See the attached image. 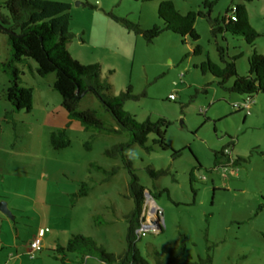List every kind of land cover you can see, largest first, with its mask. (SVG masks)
<instances>
[{
    "label": "rangeland",
    "instance_id": "rangeland-1",
    "mask_svg": "<svg viewBox=\"0 0 264 264\" xmlns=\"http://www.w3.org/2000/svg\"><path fill=\"white\" fill-rule=\"evenodd\" d=\"M7 1L0 0V13L8 16ZM55 1L72 5L73 38L68 46L72 55L83 64L102 66V77L112 85L110 95H120L133 86L138 98L129 100L125 110L139 122L164 120L162 128L170 148L157 142L155 132L145 146L129 145V135H100L97 129L86 132L76 121L68 136L71 146L55 149L52 136L67 128L70 119L63 97L54 87L57 74L39 75L34 59L18 64L23 85L34 89V109L14 111L7 98L11 77L3 66L12 48L8 36L0 32V188L18 191L10 195L18 210L10 208L13 215L32 217L40 212L53 225L82 230L110 253H127L130 217L137 209L128 160L146 187L150 204L161 212L163 230L150 231L137 242L152 264L159 260L155 251L182 245L184 258L194 262L264 264V94L254 95L253 113L247 115L235 107L247 95L231 89L234 79L222 84L200 67L209 59L226 66L223 49L226 61L235 62L241 76L250 74L254 50L246 38L215 28L224 26L229 9L246 4L261 35L256 49L264 54V0H170L183 14L205 13L196 24L201 37L196 41L165 31L152 43L117 18L143 29L165 27L159 8L168 0ZM207 1L214 3L212 9ZM197 47L201 53L195 52ZM81 108L95 109L104 121L113 122L92 92ZM7 112H13L10 119ZM117 142L125 148L118 157H109L106 151ZM226 149L236 159L233 170L223 169L228 160ZM113 169H117L115 175L105 172ZM152 171L165 174L156 178ZM83 182L90 183L94 191L73 206L72 194ZM23 221L16 220L21 244L32 236ZM16 238L17 230L13 233ZM74 255L81 261L85 258ZM37 258L38 253L29 260Z\"/></svg>",
    "mask_w": 264,
    "mask_h": 264
},
{
    "label": "trees",
    "instance_id": "trees-1",
    "mask_svg": "<svg viewBox=\"0 0 264 264\" xmlns=\"http://www.w3.org/2000/svg\"><path fill=\"white\" fill-rule=\"evenodd\" d=\"M207 5L212 9L214 3L207 1ZM5 7L10 15L0 13V32L8 36L12 48V55L3 66L11 77L7 98L13 104L14 111L32 112L34 109V89L23 85L18 66V64L27 62L28 59H34L39 65L37 68L39 75L47 77L53 73L57 74L54 87L63 96V106L68 111L71 121H80L88 131L97 129L100 133L110 135H129V145L145 146L149 135L155 132L159 135L157 142L166 149L170 148L165 138L166 130L162 128L165 124L164 120L157 123L150 120L139 122L135 116L125 110V105L129 100L138 98L134 94L133 86L120 95H110L112 85L102 77V66L99 63L83 64L72 55L68 47L73 38L72 5L70 3L55 0H8ZM159 14L166 23L165 27L156 25L151 29H143L139 24L130 20L117 19L124 22L130 31L143 35L151 43L165 31L191 36L196 41L200 39L196 24L199 17L205 16L203 11H190L183 14L173 1L168 0L161 3ZM234 15L237 17L236 20H234ZM217 30L246 38L254 50L250 56V74L241 76L236 63L226 61L223 49H221V55L226 66L223 67L209 59L201 64L202 71L205 74H213L221 80L222 84L234 79V85L231 88L234 92L244 95L264 94V54L256 49L257 40L261 35L251 22L248 6L238 4L229 9L224 18V26L215 28V31ZM195 52L201 53V47H197ZM91 92L100 99L106 111L112 115L114 123L104 121L95 109L83 110L81 108L84 98ZM12 114L13 112H7L6 118L10 119ZM69 127L70 125L58 134H53L52 145L55 149L71 146L67 133ZM2 129L3 126L0 123V131ZM123 148H125L123 144L116 145L108 149L106 154L116 158ZM126 163L133 175L130 186L131 195L137 203V209L130 217L129 251L120 255L110 253L93 237L78 234L74 235L66 246L57 249L59 261L66 263L74 254H77V256H95L108 264H152L137 246L138 239H140L137 230L142 225L147 203V189L140 184L128 160ZM105 172L115 175L117 169ZM164 174V171H152V175L156 178ZM91 189L90 183L83 182L79 192L73 196L74 204L80 198L87 196ZM185 253L186 248L183 245L178 248L163 247L161 251H155L159 259L157 264H204L203 260L194 262L185 259Z\"/></svg>",
    "mask_w": 264,
    "mask_h": 264
},
{
    "label": "crops",
    "instance_id": "crops-1",
    "mask_svg": "<svg viewBox=\"0 0 264 264\" xmlns=\"http://www.w3.org/2000/svg\"><path fill=\"white\" fill-rule=\"evenodd\" d=\"M26 63L27 62H25V64ZM74 124H76V121H71L69 119L68 125H70V127L68 128L69 130L67 132L68 136H70L69 132L74 126ZM85 130L86 132H91V131H88L86 128ZM98 134L101 135V133H98ZM120 143L117 142L115 143V145H118ZM92 164H90L89 167ZM11 189H12L11 190L12 192L6 187L0 188V205L2 202L8 201L7 204H8L9 209L11 208L15 210L16 205L13 202L12 196L18 194V191L16 190L15 187ZM93 191H94V187L93 189L90 190L89 194L85 197H89ZM78 192H75L72 194V201H73L74 194ZM5 199L7 201H5ZM78 201L75 204L73 202L72 203L73 206H75L78 203ZM16 213H18V210L16 211ZM49 213L51 214V217H52L53 216L52 211H49ZM23 216L20 217L19 215L17 216L15 215L14 217H11L8 214H6L2 209H0V264H65L57 259V256L59 255V253H57V249L59 247L66 246L69 240L74 235L83 234L84 232L82 230H76V227H71L68 225L66 226H64L63 224L53 225L51 224V222L46 221V219L44 218L45 216L43 215V213H40V212H36V215H33L32 217L27 216L26 214H23ZM23 219H25L29 224H26V221L25 220L23 221ZM16 220H19V221L22 220L25 223L24 225L26 226L28 225V227H30L31 229L30 233L32 236L29 242L21 244L19 240L20 239L19 238L20 228H18L19 223L16 222ZM42 229L45 231L43 249L42 251L38 253V258L36 260L30 261L29 257L32 258V256L30 253L29 244L36 236L39 235ZM16 230H17V238L14 240L13 233ZM35 258H32V259H35ZM75 259L78 261H81V258L76 257V255H73L70 258L69 262ZM80 264H108V263L103 262L102 260H100L99 258L95 256H85V258L81 261Z\"/></svg>",
    "mask_w": 264,
    "mask_h": 264
},
{
    "label": "built area",
    "instance_id": "built-area-1",
    "mask_svg": "<svg viewBox=\"0 0 264 264\" xmlns=\"http://www.w3.org/2000/svg\"><path fill=\"white\" fill-rule=\"evenodd\" d=\"M236 13V11H235ZM237 17L234 15V20ZM172 99H175V95H171ZM256 104V98L254 95L249 94L246 96L244 101L238 102L235 104V107L238 110H244L247 115H251L253 113L252 109L253 106ZM224 155L228 158V160L223 163V169L225 170H233L236 165V159L232 150L226 149L224 151ZM142 225L140 229L137 230V234L139 238L142 239L146 236L150 231H160L163 227V222L161 218L160 209L157 206L151 205L149 198L147 199V203L145 206V210L142 217ZM44 235L45 231L42 229L38 236H36L29 244L30 246V253L32 258H35L37 253L42 251L43 244H44Z\"/></svg>",
    "mask_w": 264,
    "mask_h": 264
},
{
    "label": "water",
    "instance_id": "water-1",
    "mask_svg": "<svg viewBox=\"0 0 264 264\" xmlns=\"http://www.w3.org/2000/svg\"><path fill=\"white\" fill-rule=\"evenodd\" d=\"M148 195H150V194L148 193ZM0 209H2L9 216L14 217L12 211L8 207L7 202H2L0 205Z\"/></svg>",
    "mask_w": 264,
    "mask_h": 264
}]
</instances>
